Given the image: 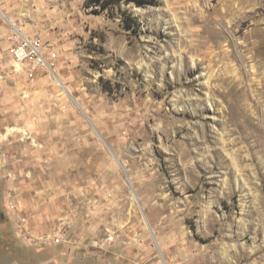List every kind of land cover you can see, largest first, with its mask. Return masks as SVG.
<instances>
[{"label":"rangeland","instance_id":"obj_1","mask_svg":"<svg viewBox=\"0 0 264 264\" xmlns=\"http://www.w3.org/2000/svg\"><path fill=\"white\" fill-rule=\"evenodd\" d=\"M25 2L60 56L63 80L49 74L73 118L41 137L45 114L29 107L46 99L27 102L25 127L0 107V264H264V0L122 3L112 15ZM51 154L80 156V174L42 192L54 225L22 233L3 168L49 169Z\"/></svg>","mask_w":264,"mask_h":264},{"label":"crops","instance_id":"obj_2","mask_svg":"<svg viewBox=\"0 0 264 264\" xmlns=\"http://www.w3.org/2000/svg\"><path fill=\"white\" fill-rule=\"evenodd\" d=\"M31 4V2L27 3L25 0H3L0 5V12L3 13V18L6 17L10 22H14V27L11 28L8 24H5V20H3V23L0 20V53L3 52V56L1 57L0 55V63L3 62V72H1L3 79L0 84V107L3 109L1 113L5 115L8 113L14 114L15 125L25 127V120L23 115H21L23 109L31 100L38 98L46 99L42 102L41 106L35 105V107H29V110L30 113L43 112L45 114L43 120L41 119L37 125L39 128L45 130V132L40 133V136L48 137L51 132L49 130H56V128L64 129L67 122L72 124L73 118L70 108H64L67 110H62L65 118L55 116L56 113L48 114L47 112L51 106L54 109L60 110V103L63 104V101H66L64 97L55 94L57 92L53 86L52 76L49 74L52 72L55 75L56 73L58 78H60L61 81L63 80L61 72L57 70L58 68L56 69L57 62L60 61V56L58 55L53 70L36 69L32 79L29 77L26 69L24 67L21 68L16 64L9 54V50L14 45L15 37L19 35V31L28 36H37L38 34V30H36L37 27L32 26V24L35 23H31L29 19V17L35 15V10L31 7ZM55 32H57V30ZM42 40L46 44H49L50 49H54L49 42V37L44 33L42 35ZM10 63L14 68H12V66L10 67ZM50 100L54 103L53 105L52 103L50 104ZM62 111L60 110L58 113L61 114ZM52 116L56 117L57 120H53L51 118ZM48 118L53 122L49 121ZM33 123L28 127L33 128ZM0 125H3V120L0 121ZM52 135H54L53 132ZM38 136L36 139L39 143H43V145L45 144V150L49 148V145H47L50 143L48 142L49 139L44 138L40 141L39 138L41 137ZM15 140L17 141L18 138ZM59 141L61 143L64 142L61 138ZM20 144L22 145V143ZM45 150L38 148V155L44 157L46 155L43 153ZM21 153L22 152H20V154ZM51 155L52 156H49V161L53 162L54 165L50 166L49 169H43L42 166L32 169L25 168L24 166L26 164H24V160H22L23 158L16 159L17 162L14 163L12 169L3 168V188H7L6 197L8 194L15 196L14 201L12 202L14 204L11 206V210L14 212V215H12L19 224L21 220L24 222V226H22L28 234H35V231H41V229L46 228L49 229L50 225H54L52 223V221H54V216H56L54 206L50 200L43 196L42 192H47V188H72L73 182L70 180L71 176H78L77 174L79 173L81 162L80 164L78 162L81 159L80 156ZM4 159L5 158H3V160ZM75 170L77 172H74ZM10 176H14L16 179H8ZM44 176H52L54 177V180H40V178ZM55 208L57 209V207Z\"/></svg>","mask_w":264,"mask_h":264},{"label":"built area","instance_id":"obj_3","mask_svg":"<svg viewBox=\"0 0 264 264\" xmlns=\"http://www.w3.org/2000/svg\"><path fill=\"white\" fill-rule=\"evenodd\" d=\"M2 2L3 0H0V5ZM18 33L14 45L9 50V54L16 64L21 68L24 67L32 79L36 69L53 70L58 59V52L50 49L49 44H46L39 36H28L21 31ZM23 226L21 232L25 233L26 230ZM59 240L60 237H57L56 241Z\"/></svg>","mask_w":264,"mask_h":264},{"label":"trees","instance_id":"obj_4","mask_svg":"<svg viewBox=\"0 0 264 264\" xmlns=\"http://www.w3.org/2000/svg\"><path fill=\"white\" fill-rule=\"evenodd\" d=\"M122 3H134L137 6H147L157 4V0H84V6L90 9L91 13L100 14L108 12L110 15L118 7H121ZM123 20L128 28H132L137 23L135 17L128 14L126 10H123Z\"/></svg>","mask_w":264,"mask_h":264},{"label":"water","instance_id":"obj_5","mask_svg":"<svg viewBox=\"0 0 264 264\" xmlns=\"http://www.w3.org/2000/svg\"><path fill=\"white\" fill-rule=\"evenodd\" d=\"M135 196H136V194H135ZM136 198H137V196H136Z\"/></svg>","mask_w":264,"mask_h":264},{"label":"bare ground","instance_id":"obj_6","mask_svg":"<svg viewBox=\"0 0 264 264\" xmlns=\"http://www.w3.org/2000/svg\"><path fill=\"white\" fill-rule=\"evenodd\" d=\"M61 83V82H60Z\"/></svg>","mask_w":264,"mask_h":264}]
</instances>
